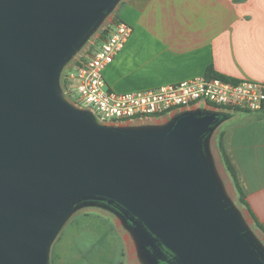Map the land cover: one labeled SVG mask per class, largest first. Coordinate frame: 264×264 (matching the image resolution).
<instances>
[{
	"label": "water",
	"instance_id": "water-1",
	"mask_svg": "<svg viewBox=\"0 0 264 264\" xmlns=\"http://www.w3.org/2000/svg\"><path fill=\"white\" fill-rule=\"evenodd\" d=\"M121 1L0 0V264H51L86 207L118 217L144 264H264L212 150L224 113L103 124L65 93L64 68Z\"/></svg>",
	"mask_w": 264,
	"mask_h": 264
},
{
	"label": "crops",
	"instance_id": "crops-1",
	"mask_svg": "<svg viewBox=\"0 0 264 264\" xmlns=\"http://www.w3.org/2000/svg\"><path fill=\"white\" fill-rule=\"evenodd\" d=\"M114 13L133 30L104 71L116 92L181 83L210 67L234 81L264 83V0H122ZM228 115L216 133L264 229V109Z\"/></svg>",
	"mask_w": 264,
	"mask_h": 264
},
{
	"label": "built area",
	"instance_id": "built-area-1",
	"mask_svg": "<svg viewBox=\"0 0 264 264\" xmlns=\"http://www.w3.org/2000/svg\"><path fill=\"white\" fill-rule=\"evenodd\" d=\"M111 26L112 30L108 31L109 26L105 25L101 31H106L102 34L101 48L92 53L83 52L66 77L69 84L65 93L70 96L73 91L77 92L81 105L75 104L91 111L100 123H148L158 117L169 119L201 107L223 113L264 109V83L257 81L234 83L202 76L142 91L119 93L112 90L104 71L116 60L133 30L120 19L112 20Z\"/></svg>",
	"mask_w": 264,
	"mask_h": 264
},
{
	"label": "rangeland",
	"instance_id": "rangeland-1",
	"mask_svg": "<svg viewBox=\"0 0 264 264\" xmlns=\"http://www.w3.org/2000/svg\"><path fill=\"white\" fill-rule=\"evenodd\" d=\"M114 15L115 13L112 14V20L117 18ZM103 28L95 33L84 49L64 68L61 75L64 90H66L64 87L65 78L69 69L74 66L75 60L83 52L92 53L101 48L102 40L97 39V37ZM68 97L72 102L81 105L80 96L77 92L73 91V94ZM224 113L229 114L227 111ZM218 138L219 133L217 132L212 140V150H214L221 176L226 181L229 197L234 201L251 230L264 245L263 233L257 228L247 209L240 203L233 180L225 170L217 149ZM88 255H92L91 258H86ZM53 260L55 264H144L139 259L132 236L123 227L120 219L111 212L98 207H86L73 214L51 247L50 261Z\"/></svg>",
	"mask_w": 264,
	"mask_h": 264
},
{
	"label": "trees",
	"instance_id": "trees-1",
	"mask_svg": "<svg viewBox=\"0 0 264 264\" xmlns=\"http://www.w3.org/2000/svg\"><path fill=\"white\" fill-rule=\"evenodd\" d=\"M117 19H118V17L115 20H117ZM102 34H106V31H104ZM206 76L209 77V78H221L223 80L234 82V83L237 82V81L231 80V79H229V78H227V77H225L223 75L218 74L212 67H210L208 69ZM68 84H69V82L65 78V81H64L65 89H67ZM225 115L227 117L228 114H225ZM217 147H218V151L220 153V157H221L222 163H223L227 173L230 175V177L233 180L234 186H235L236 191H237L238 196H239L240 203L247 209V211L250 214V217L254 221V223L257 226V228H259L264 233L263 227L261 226V224L259 223V221L255 217V215L251 211L250 206H249V204H248V202L246 200V195H245V193H244V191H243V189H242V187L240 185V182H239V179H238V176H237V173H236V169H235V167H234V165H233V163L231 161V158L229 157L228 153L226 152V149H225L224 142H223L222 138L218 139ZM91 256L92 255H88L86 258L89 259V258H91ZM54 262H55L54 260L51 261L52 264H55Z\"/></svg>",
	"mask_w": 264,
	"mask_h": 264
},
{
	"label": "flooded vegetation",
	"instance_id": "flooded-vegetation-1",
	"mask_svg": "<svg viewBox=\"0 0 264 264\" xmlns=\"http://www.w3.org/2000/svg\"><path fill=\"white\" fill-rule=\"evenodd\" d=\"M172 257L170 253H167V259L169 260ZM159 264H168L167 261H159Z\"/></svg>",
	"mask_w": 264,
	"mask_h": 264
}]
</instances>
